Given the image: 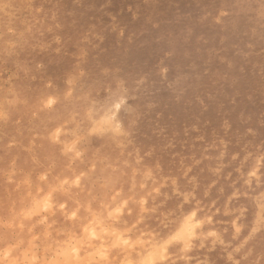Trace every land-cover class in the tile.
<instances>
[{
	"label": "rangeland",
	"instance_id": "1",
	"mask_svg": "<svg viewBox=\"0 0 264 264\" xmlns=\"http://www.w3.org/2000/svg\"><path fill=\"white\" fill-rule=\"evenodd\" d=\"M67 1L74 5L71 22ZM81 2L0 0V255L7 254L1 262L10 251H24L36 264L50 263L57 253L42 244L45 234L70 246L69 229L60 221L47 223L56 210L75 220L68 205L88 183L92 228L79 244L96 263L82 264H131L140 252L159 253L158 264H264V41H254L264 38V0H98L83 22ZM196 75L218 85L232 123L218 121L220 104L207 100L206 87L175 97L173 82ZM91 103L104 109L121 138L131 116L158 115L168 137H194L210 147L178 153L173 168L149 183L139 174L144 163L108 164L97 155V136L83 115ZM165 149L159 141L151 156ZM107 168L119 174V185L106 182ZM165 184L177 196L160 205L154 197ZM37 188L55 207L37 209L30 249L10 218L18 206H29ZM181 197L189 202L182 200L178 216ZM104 208L111 215L100 219ZM184 217L189 230L176 240L173 232ZM119 248L134 254L116 253Z\"/></svg>",
	"mask_w": 264,
	"mask_h": 264
},
{
	"label": "bare ground",
	"instance_id": "2",
	"mask_svg": "<svg viewBox=\"0 0 264 264\" xmlns=\"http://www.w3.org/2000/svg\"><path fill=\"white\" fill-rule=\"evenodd\" d=\"M97 5H98V0H85V2H81L80 5L78 6V11H79L78 19H79V21L83 22V20L85 18L91 16L96 11ZM73 7H74L73 3H71V1H67L66 20L70 21V22L74 20L73 15L71 16V14H69V11ZM91 8H92V10H89ZM236 25H238V24H236ZM235 30H236V27H234V31ZM254 41L255 42L264 41V38L261 37V36H255L254 37ZM262 43H264V42H262ZM253 56H255V54H253ZM255 65H258V63L256 62ZM259 65L263 66L264 63L260 62ZM244 73L245 72H243V74H242V79H241L242 82H245V79H244L245 78L244 77L245 74ZM173 83H174V95H175V97H177V96H179L181 94H183L184 96L192 97L196 92H198L200 90V88H205L206 87L207 90H208V93L206 92L207 100L212 105L213 104H220V111L217 114L218 121L223 122L224 124L232 123L234 118L229 113V109H228V106L226 105V103L221 101V90L219 89L217 84L213 85V82H207V81L203 80L198 75H196L193 78H191V80H188L186 76L185 77L181 76L177 80H175ZM65 102H64V104H65ZM83 115L85 117H87L89 119V121H90L89 132L90 133H95L96 136H97V144H96L97 155L104 157L108 164H111V163H114V162H119L120 166H122L123 164L128 163L132 159L135 160L138 163H142V164L144 163L145 164L144 166H140L139 167V174L142 176V178L145 181H147L149 183L157 182L158 179L160 178V176L164 175V172H169L173 168L172 166L174 165L175 157L177 156L178 153L189 154V153H192V152H197L199 150H205V149H208L210 147V143L206 142V141H201V143L205 144V145L204 146H200L201 145L200 142L195 141L194 137H192V138H190L188 140H184V141L182 139H179V138H176V137L175 138L168 137L166 134H164L165 130L167 128L162 129L160 127V125H161L160 124V122H161L160 119L161 118L158 117V115L153 116L150 119L147 118L146 120L145 119H140L139 117L131 116L130 119H129V122H128L127 126H126V132H127V137L126 138H121L120 134H119L120 131H118L116 129L117 125L115 123H112V122H110V121H108L106 119L107 116L104 114V109L102 107H97L96 105L91 103L90 107H87V109L84 111ZM176 125H180V124L178 123ZM103 126L108 127V131H105L104 130L105 128L103 129ZM159 141H162V142H164V144H166V149L162 153H155V154H153L151 156L152 151H154L153 150L154 144L159 142ZM147 151H149V156H148V154H146ZM10 156H12V155H10ZM165 156H168L170 158V160H166L167 158ZM219 159H220V157H219ZM111 168H112V166H111ZM147 168H148L149 174H145L143 172V169H147ZM25 176H27V175H25ZM55 176H56L55 174L52 175L51 181L49 182L50 186L53 187V189L58 187V184H57L58 180L56 181V177ZM13 179L17 180L16 178H13ZM24 179H26V177ZM28 179H29V177H28ZM28 179L26 180V182L28 181ZM105 180H106L107 183H110L112 185H119L121 183V177L119 176V174L116 175L109 168H107L106 171H105ZM66 182L70 183V181H66ZM18 183H19V185L24 184V180H23L22 183H20L19 181H18ZM60 185H61V183H60ZM77 186H79V185H77ZM88 188H89V184L85 183V186H83V192L81 193V196L78 199V201L68 205L69 209H71V210L73 209L78 214V216H76L75 220L71 221L70 218H72V217H70L69 220L71 222L66 221L65 220V213L63 212L64 210L63 211H57L56 210L50 216V218L48 220V223H47V226L48 227H52L54 223H56L58 221L62 222L69 229V231L72 234V238L74 239V242L71 245L74 246V250L73 251L70 250V246L71 245L67 246L68 243L66 244L65 242H68V241H66V240L64 241V239H61V238H59L57 236L56 237H52V238L46 237V234H45V236H41V242L44 245V247L46 248V250H50V251L53 250L54 252H56L58 254V255L57 254L53 255V258L55 260H53V258L51 260V258H50L49 259L50 263H48V264H82L81 261H83V263H85L86 260H88L89 263L94 262L92 260V258H91V257H93L92 255H94V254H92L91 257H90V255L87 253V255H89L88 258H91V259H88L87 257H86L87 258L86 259L85 256H87V255H86L85 251H83L80 248L81 244H79V242H81L80 240H82L81 237L87 235L88 234L87 233V231H88L87 229H89V227H91V226L88 227L89 223L86 220L87 212L89 211V209L91 210V208H92L91 201H90V196H91V191L92 190H90ZM118 188H120V186ZM61 189H63L65 191V189H67V188L64 189L62 187ZM39 190H40V187H39ZM39 190L37 188V191H35L31 195L29 206L27 208H23V207L20 208L18 206L17 209H16L15 214L13 213L14 215L10 218V225L12 226L11 228H15L18 231V235H19V237L21 238V240L24 243H27L29 245L31 244L32 246H33V243H30V241H29V239H31V236L29 235V233H30V228H32L31 230H33L32 226L37 223V220H39V219H36V216H37L36 214H37L38 211H40V209H39L40 206H46L47 209L49 207H50V209L55 207V205L53 203H51L49 200L44 199L42 192H40ZM79 190H80V188H79ZM25 191L27 193H29L28 192L29 190L28 191L25 190ZM49 191L51 192V190H49ZM59 191H60V193H62L61 190H59ZM64 191H63V193H64ZM67 191H69V189H67ZM6 192H7V189H6ZM158 195H157L156 198L154 197V200H156L160 205H163V204L166 203V201H169V202L172 203V201L176 200L177 192L175 191V187L167 186L165 184L164 186L162 185L161 189L159 190V194ZM92 196H94V195H92ZM48 198L52 199L51 196L48 197ZM182 200H185L186 202H189V199H187V198H182L181 197V201ZM185 201H182L181 204H180V207L178 208V210H179L178 211V216H182L184 214L183 211L180 212V210H181V208H183ZM23 203H25V202H23ZM99 205H101V204H99ZM106 206H103V207H106ZM37 209H38V211H37ZM47 211L49 212V210H47ZM104 211L106 213L103 212L104 214L99 216L100 219L107 217V215L108 216L111 215L110 214V210L104 208ZM76 212H75V214H76ZM186 213H187V211H186ZM91 215H93L92 217H94V214L91 213ZM91 215H90V217H91ZM87 217H88V215H87ZM91 219H93V218H91ZM96 221L97 220H95V223H96ZM41 222H42V220H41ZM187 222H188V219L186 217H184L181 220V222H179L177 224V226H176V228H175V230L173 232V236H172L174 239H176V240L183 239L185 233H187L188 230H189ZM6 225L10 226L9 224H6ZM98 225L99 224H97V226ZM113 227H114V225H113ZM95 228H96V226H95ZM44 229H45V227H44ZM97 231L101 232L100 229L96 230V232ZM31 232L33 233L34 231H31ZM46 232L48 233L49 231H46ZM11 236L12 235L10 234V237ZM29 236H30V238H29ZM113 236L112 237L110 236L111 239H113ZM115 237L116 236H114V239H115ZM33 238H34V236H33ZM7 240H9V239H7ZM91 240L92 239H90L89 241L91 242ZM16 241H18V240H16ZM116 241H118V239ZM20 242L21 241H18L16 243H20ZM82 242H83V240H82ZM108 242H110V241H108ZM111 242L113 243V240ZM96 243H97V241H96ZM7 244H10V242L7 243ZM7 244H6V247H7ZM11 244H13V243H11ZM11 244L8 245L9 248L12 247ZM91 244L94 245L92 242H91ZM91 244L89 245L87 243V245H85V246L88 247V246H91ZM16 245H18V244H16ZM29 245H27V246H29ZM31 245H30V249L32 248ZM16 247H18V246H16ZM22 248H23V246H22ZM95 248H97V247H93V249H95ZM124 248L125 247H123V249ZM93 249H92V251L94 252ZM107 249H109V248L107 247ZM120 249H122V248H119V251L115 250V251H117L116 253H120L121 252ZM97 250H98V248H97ZM124 250H123L122 254L130 255L132 253L131 252L132 250L130 251V254L127 253V252H124ZM7 252L8 251L6 250V253ZM95 252H97V251H95ZM25 253L28 254L27 252H24V251L22 253L20 251L19 252L10 251V253H9L10 254V258L8 257L9 260L5 259L6 261H4V259H3L2 260L3 262H1V259L5 258V256L7 254H5L4 257L0 255L1 256L0 264H23L24 263L23 260L26 259V256H25V258L23 256V255H26ZM135 253H136V251H135ZM133 254H131V255H133ZM2 255H4V254H2ZM29 255H30V253L28 254L26 263L27 264H36V262L34 261L35 259L30 257ZM106 255L108 256V254H106ZM113 255L114 254H113V251H112L111 256L114 258ZM127 255H125V256H127ZM157 255H159V253L156 254V252H149V253H145L144 254L143 252H140L138 254H134L132 256V258H131L132 262L131 261L130 262H131V264H158L156 261H157L159 256H157ZM116 256H117V254L115 255V258H116ZM112 257L108 258V259L110 260V259H112ZM119 257L121 258L122 256H119ZM30 258H32V259H30ZM28 259L30 260V262H29ZM83 259H85V260H83ZM93 259H94V257H93ZM106 259H107V257H106ZM114 259H112V260H114ZM32 260H33V262H32ZM57 260H59L60 262L58 261L59 262L58 263ZM90 260H92V261L90 262ZM100 260L98 259L97 262H99ZM112 260H111V262H112ZM120 261H122V260L120 259L118 262H120ZM102 262H104V261H102ZM94 263H96V261ZM86 264H88V263H86ZM112 264H113V262H112ZM114 264H116V262Z\"/></svg>",
	"mask_w": 264,
	"mask_h": 264
}]
</instances>
